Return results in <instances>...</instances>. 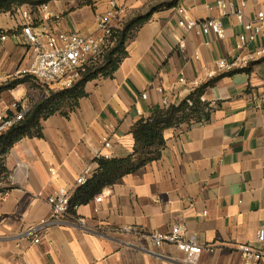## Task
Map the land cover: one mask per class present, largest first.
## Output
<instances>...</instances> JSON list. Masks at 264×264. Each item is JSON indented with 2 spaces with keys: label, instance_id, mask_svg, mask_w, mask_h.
Here are the masks:
<instances>
[{
  "label": "crops",
  "instance_id": "1",
  "mask_svg": "<svg viewBox=\"0 0 264 264\" xmlns=\"http://www.w3.org/2000/svg\"><path fill=\"white\" fill-rule=\"evenodd\" d=\"M111 1L118 5L113 25L122 27L148 4L171 0H93L91 7L75 10L67 6L69 0L53 1L48 5L62 13L61 21L36 28L99 35L95 17L107 12ZM227 1L236 7L246 2L252 21L264 10V0ZM180 8L199 23L221 20L225 36L180 27ZM18 9L0 13V35L6 36L0 37V88L21 81L1 94L0 106L31 110L57 86L19 75L34 52ZM244 34V26L236 17H224L215 0H180L134 32L111 77L88 82L75 106L41 118L36 130L42 137L18 141L0 164V191L7 193L0 203V264H183L177 247L157 249L151 239L176 226L204 248L201 264H246L241 246L264 250L258 240L264 231V58L211 80L204 71L214 70L222 58L246 57L264 46V31L242 47ZM200 89L207 117L164 130L159 160L104 188L37 237L31 235L52 218L47 197L61 188L75 194L83 171L99 168V154L132 156L139 121L167 109L164 99L169 107L178 106ZM104 138L111 149L104 147ZM79 218L86 219V229L77 225Z\"/></svg>",
  "mask_w": 264,
  "mask_h": 264
},
{
  "label": "built area",
  "instance_id": "2",
  "mask_svg": "<svg viewBox=\"0 0 264 264\" xmlns=\"http://www.w3.org/2000/svg\"><path fill=\"white\" fill-rule=\"evenodd\" d=\"M224 17L233 16L244 26L245 34L240 36L242 47L247 43L257 40L258 35L264 31V10L257 13L256 20H248L245 14L246 2H242L239 7L230 4L227 0H215ZM118 5L116 1H111L109 9L104 14L95 17V23L99 31L96 36H84L78 32H59L48 28V24L60 22L62 13L54 10L48 4L41 5L35 9L26 6L18 9V14L23 22V35L26 43L30 45L34 52V59L29 67L19 71L21 76H30L45 86H57L61 90L74 87L88 72L92 66H97L103 62L106 53L115 47L117 35L122 27H114L113 20L117 16ZM181 20L179 26L188 31L199 29L205 34H216L219 38L225 36V28L221 20L212 19L202 23L191 18L187 9L180 8ZM46 25L42 30L36 25ZM2 40H6L5 35H0ZM264 58V46L257 48L250 55L237 59L222 58L215 63V69L206 67L204 71L207 79H214L218 74H229L235 71L244 70L255 61ZM181 83L185 81L181 79ZM161 93L164 91L159 90ZM143 98H147L146 95ZM163 104L169 107V101L164 99ZM189 105L193 104L189 102ZM30 109L15 104L11 109L0 106V135L6 133L13 126L23 121ZM103 145L107 149L112 148V143L108 138L103 139ZM98 158L111 159L110 155H98ZM94 174L92 167H87L77 179L76 186H85ZM7 193L0 191V203L6 198ZM74 192L65 188L58 189L46 199V203L52 208L53 215L49 221H42L39 227L31 230V235L37 237L42 228L61 222L72 210ZM103 197L98 198L101 202ZM77 225L87 228V221L84 218L77 220ZM154 246L157 249L165 244L177 247L184 254L183 264H201V255L204 248L195 238H186L184 229L176 226L168 234L154 233L151 235ZM259 242H264V231L258 234ZM39 239H35L39 243ZM240 252L246 264H261L264 260V250L252 248L250 245L240 247Z\"/></svg>",
  "mask_w": 264,
  "mask_h": 264
},
{
  "label": "trees",
  "instance_id": "3",
  "mask_svg": "<svg viewBox=\"0 0 264 264\" xmlns=\"http://www.w3.org/2000/svg\"><path fill=\"white\" fill-rule=\"evenodd\" d=\"M61 0H0V13L14 12L18 8L29 6L35 9L38 6ZM180 0H171L168 3L152 7L145 14H138L127 21L122 30L118 32L117 43L110 49L103 62L92 66L83 78L72 88L62 90L58 93H51L49 98L35 105L25 119L13 126L6 133L0 135V164L2 157L14 144L25 137L36 134L42 137L38 126L41 118L50 116L62 108L59 105L53 106L54 102L67 99L69 106H75L77 101L84 97V88L90 81L100 76L111 77L119 67L122 59L126 57V44L134 32L147 23L152 16L164 8H174ZM21 81H14L0 88V96L4 91L11 90L19 85ZM203 89L196 91L178 106L172 105L167 109L157 112L150 119H142L133 128L136 145L134 154L126 159H96L99 168L95 171L90 181L83 187H79L72 202L73 207L88 203L94 197L100 195L102 190L108 186L115 185L124 176L133 174L161 157V150L164 146L163 132L172 128L184 120H197L207 117L205 113L207 105L201 102ZM189 102L193 105L190 106ZM68 106V108H69ZM64 112V111H63ZM32 129L36 131L33 133Z\"/></svg>",
  "mask_w": 264,
  "mask_h": 264
},
{
  "label": "rangeland",
  "instance_id": "4",
  "mask_svg": "<svg viewBox=\"0 0 264 264\" xmlns=\"http://www.w3.org/2000/svg\"><path fill=\"white\" fill-rule=\"evenodd\" d=\"M69 1H70V3H68L67 6H70V8L74 9V10L75 9L88 8V7H91L94 4L93 0H69ZM157 5H159V4H157V2L150 3L143 9V11L141 13H138V14H145L152 7L157 6ZM86 13H87V15H89L90 11L86 10ZM138 14H136V15H138ZM134 16H131V17L127 18V19H124L122 21V23H121L122 24V28H124V26L126 25L127 21H129ZM50 86H52V85H50ZM54 87H56V86H54ZM60 91H62V90L57 87V90H55L54 93H58ZM59 104H60V106L62 108V111H66L68 106H69V101L67 99H61L58 102H54L52 107H55L56 105H59Z\"/></svg>",
  "mask_w": 264,
  "mask_h": 264
}]
</instances>
